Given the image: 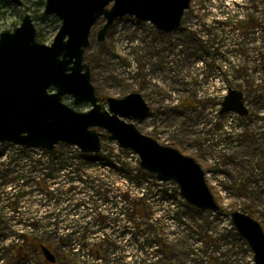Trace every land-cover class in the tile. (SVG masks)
Returning <instances> with one entry per match:
<instances>
[{"label":"rangeland","instance_id":"1","mask_svg":"<svg viewBox=\"0 0 264 264\" xmlns=\"http://www.w3.org/2000/svg\"><path fill=\"white\" fill-rule=\"evenodd\" d=\"M25 2L0 8V32L29 13L50 44L60 21L40 17L39 0ZM103 23L91 28L83 54L102 105L139 93L150 112L131 122L195 158L219 210L194 207L172 184L132 178L134 156L107 135L90 158L70 146L50 154L0 142V264H50L27 239L47 246L54 264H254L230 214L245 212L264 229V0H190L171 33L125 15L98 41ZM229 88L242 92L246 116L220 114ZM63 102L90 108L69 95ZM43 178L55 196L38 190ZM161 188L171 192L163 198Z\"/></svg>","mask_w":264,"mask_h":264},{"label":"water","instance_id":"2","mask_svg":"<svg viewBox=\"0 0 264 264\" xmlns=\"http://www.w3.org/2000/svg\"><path fill=\"white\" fill-rule=\"evenodd\" d=\"M21 6V0H10ZM190 0H45L43 13L54 15L60 26L50 44L36 39V26L25 13L19 26L0 32V142L51 151L55 146H76L82 153L97 154L108 135L119 147L139 158L143 171L157 179L177 184L184 200L201 210L219 206L206 183L205 172L195 158L160 144L140 132L132 120H143L148 104L136 92L100 102L91 83L83 54L89 46L91 28L105 20L97 32L103 41L117 18L133 16L150 22L158 31L171 33L180 27ZM73 105L90 104L86 111ZM220 114L248 113L242 92L229 88ZM103 131V132H101ZM231 223L245 239L254 264H264V229L240 210L230 214ZM44 258L54 263V254L42 247ZM175 264V263H171Z\"/></svg>","mask_w":264,"mask_h":264},{"label":"trees","instance_id":"3","mask_svg":"<svg viewBox=\"0 0 264 264\" xmlns=\"http://www.w3.org/2000/svg\"><path fill=\"white\" fill-rule=\"evenodd\" d=\"M22 1V5H21V7L22 6H24V4L26 3L25 2V0H21ZM10 0H0V8H3V7H6V6H8V4H10ZM11 3H13V2H11ZM39 4L41 5V6H44V4H45V0H39ZM35 14H38V10H36L35 12H34ZM40 17H42V18H45V19H47V18H50L51 19V17H48L47 15L45 16L44 15V13H42L41 15H40ZM36 39H37V41H39V42H44L45 41V37H44V35H43V33H41V32H39V31H37V33H36ZM59 147V146H58ZM60 147H69V146H67V145H65V144H63V145H60ZM56 149V148H55ZM55 149L53 150V151H50L49 153L50 154H53L54 153V151H55ZM119 151L120 152H123V153H127L126 151H123V150H121V149H119ZM81 153V152H80ZM79 153V154H80ZM81 156H84V157H86V158H90L91 157V155L92 154H85V153H81L80 154ZM94 157L96 156V155H93ZM108 155H105V156H102V160H108ZM51 162H53V161H51ZM104 162H108V161H104ZM109 163H110V161H109ZM114 167H116V166H114ZM117 168V170H119V171H123V168H125V164H123V165H119V166H117L116 167ZM133 168H131V169H129V174H130V176L132 175L133 177L132 178H136V179H138V180H141V179H146L147 177H149V176H152V175H150V174H148V173H146L145 171H143V170H141L140 169V167L138 166V165H136L135 167H134V171L132 170ZM134 173V174H133ZM40 192H43V194L45 195V196H48V197H52V196H55V193H54V188L52 189V187H50V184L47 182V180L45 179V178H43L42 179V182H40L39 183V189H38ZM108 196V195H107ZM107 196H105L106 197V202H109V199H108V197ZM120 197H122L123 198V200H125L126 199V197H128L127 195H124V192H123V195L120 193ZM141 199H143L142 197H141ZM140 201H138V199H135L134 200V206H135V208H134V211H135V213H138L139 212V210H142L141 209V207H140V203H139ZM111 203H113L115 206H116V201H111ZM99 216H101V214H99L97 217H99ZM101 219H103V220H105V217H102ZM97 220L98 221H100V219L99 218H97ZM24 223L27 225V226H31V225H33L32 223H26L25 221H24ZM38 226V225H37ZM154 241H157L158 242V244H159V247H162V246H160V245H162L155 237H154ZM26 245H32V246H39V247H41L43 244H41V243H39V242H33L32 240H30V239H27L26 240ZM97 253V252H96ZM100 257H101V255H99ZM99 257V258H100ZM57 260V259H56Z\"/></svg>","mask_w":264,"mask_h":264},{"label":"built area","instance_id":"4","mask_svg":"<svg viewBox=\"0 0 264 264\" xmlns=\"http://www.w3.org/2000/svg\"><path fill=\"white\" fill-rule=\"evenodd\" d=\"M159 184H162V182L161 181H157ZM148 184V182H146V185Z\"/></svg>","mask_w":264,"mask_h":264},{"label":"flooded vegetation","instance_id":"5","mask_svg":"<svg viewBox=\"0 0 264 264\" xmlns=\"http://www.w3.org/2000/svg\"><path fill=\"white\" fill-rule=\"evenodd\" d=\"M102 100V99H101Z\"/></svg>","mask_w":264,"mask_h":264}]
</instances>
